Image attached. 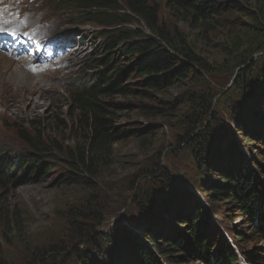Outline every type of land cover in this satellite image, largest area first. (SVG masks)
Masks as SVG:
<instances>
[{"label":"rangeland","instance_id":"rangeland-1","mask_svg":"<svg viewBox=\"0 0 264 264\" xmlns=\"http://www.w3.org/2000/svg\"><path fill=\"white\" fill-rule=\"evenodd\" d=\"M41 1L42 13L48 20L46 27L51 31L50 34L43 38L34 37L33 40H28L17 36L12 29L2 34L0 32V54L7 60L18 61L23 58L32 62L33 57L30 54L40 45H44L50 56L43 62L63 63L61 71L52 68L38 75L29 72L35 77L32 81L53 90L47 92L45 97L38 93L32 96L35 98L39 95L37 106L22 100L23 97H31L29 92L17 91L16 96L13 97L0 90V153L8 157L20 158L30 151V140L24 141L20 133L27 134L50 151L41 154V162L45 167L40 169L37 177H33L35 172L32 170L30 176L33 178L24 183L19 182L18 179L23 175L22 169L13 172L15 182L0 185V204H3L4 208L14 207L20 220L24 222L18 237H12L7 231L0 229V264H36L37 254L46 255V252L51 254L59 250L72 252L75 246H82L80 244L82 238L78 236L79 229L73 226L72 221L76 220L83 226L95 224L92 219L88 222L80 219L81 216L77 215V212H95L93 215H100L102 222H100L101 226L97 227L99 232H108L110 228L115 230L126 228L135 232L136 227L144 226L146 223L152 224L150 229L156 228L154 224L160 214L165 220L170 213H174L182 205L184 209L190 210V207H185L182 203L186 198L185 203L196 206V208L192 207L194 212L201 209L199 208L201 206V211L197 213L206 216L208 213L212 219L214 225H203L205 232L213 234L215 228L220 233H224L230 243V240H233L234 243L239 244L238 239L233 235L225 234V231H234L236 236L243 238L241 245L245 241L248 242V246L252 245L255 251L257 248H264V242L259 240L250 243L253 238L252 228L247 218L241 216L238 207L223 204V201L211 203L208 200L211 193L202 191L206 183L217 178V173L212 170L217 169L219 165L222 169L228 166L224 169L227 172L236 166L249 167L254 173H260L262 187L264 186V138L251 137L254 130L239 126V121L231 118L232 112L238 110H249L250 114L255 115L256 111L251 106L252 103L250 104V95L245 99L244 94L233 84L239 70L244 67L243 63H251L256 69L259 67L258 57L262 54L245 48L244 52L241 50L227 57L222 49L226 45L231 47L229 39H233L241 32L243 26L248 24L245 9L252 7L255 0H235L244 10H235L228 14L226 26L229 29H218L206 39L191 29L189 24L172 17L167 8L168 0H148L158 10L160 21L182 32L191 46L195 47L197 59L209 67L208 74L198 69V74L184 83L183 96L193 92L197 96L193 108L200 107L204 102L210 103L212 110H216L215 115L222 117L221 127L224 125L225 133L220 135L231 142L228 157L223 154L222 149H218L215 153H208L206 167L201 170L196 167L193 146L188 142H182L186 135L187 114L184 112H187L188 107L185 106L190 105L183 101L185 106H179L181 95L178 91L163 89L160 92H149L148 99L141 103L149 110L163 109L168 106L167 104L172 106L170 109L172 111L167 113L168 115L154 114L150 118L142 116V112L138 109L140 99L136 98L135 94L126 97L113 95L107 97L105 101L111 103L109 108L115 113V127L118 131L124 132L125 136L113 148V157L100 170L97 180H91L90 184L75 185L63 183L68 175V168L60 161L61 157L54 152L51 153V150L73 148L76 144L75 137L78 134L74 136L69 134L70 128L76 125L71 95L76 90L93 85L95 74L100 71L97 59L100 57L98 54L101 46L99 30L95 26L82 24L80 13L71 8H64L61 5L63 0ZM10 2L11 0H0V3ZM119 5L120 8H124V0H119ZM37 20L36 18L35 23ZM3 34L11 38L8 39ZM79 37L82 39L81 42ZM48 39L50 42L46 41ZM33 41L37 45H33ZM59 42L63 43L59 44ZM54 45L56 47H53ZM62 48L66 49L61 55L54 54ZM77 49L81 55L75 59L72 54ZM62 57L66 59L60 60ZM14 68L15 65L12 64V70ZM117 68L124 71L129 67L123 62L118 64ZM111 71H113L112 67L111 70H107L108 73ZM129 88L133 89L132 86ZM116 105L120 106L116 107ZM261 115L264 122V112ZM209 121L210 119L204 122L203 127ZM241 122L249 125L250 119H242ZM239 128L244 129L245 136H250L253 142L251 147H247L243 138L239 136ZM136 129L143 133H135ZM223 138L217 139L216 145H219ZM247 148L249 151L245 150ZM159 169L168 172L167 177L170 178L169 181L177 197L162 207L154 218L142 224L129 198L136 192L138 183L141 187L140 196L143 199L146 198L142 194L151 190L154 182H157L155 184L157 189L164 180L160 179ZM152 174L157 175L152 178ZM172 227L178 230L184 227V224L177 227L173 223ZM136 232L141 234L142 231L139 229ZM126 253V250L120 252L125 256ZM104 255L109 260L108 255Z\"/></svg>","mask_w":264,"mask_h":264},{"label":"trees","instance_id":"trees-1","mask_svg":"<svg viewBox=\"0 0 264 264\" xmlns=\"http://www.w3.org/2000/svg\"><path fill=\"white\" fill-rule=\"evenodd\" d=\"M61 5L79 12L82 24L97 27L101 42L98 54L100 57L97 58L100 71L95 74L94 84L89 88L76 90L71 95L76 125L70 128L69 134H78L75 137L76 144L73 148L51 150V153L61 157L60 161L68 168L64 184H90L91 180H97L100 170L113 157V148L123 140L125 133L115 127V113L109 108L111 103L105 101L113 95L126 97L135 94L140 99L138 109L142 116L150 118L154 114L168 115L172 106L167 104L163 109L149 110L141 104L148 99L149 92H160L163 89L178 91L181 95L179 106L184 105L183 101L190 105H184L188 110L184 112L187 114L186 135L182 142L193 146L196 167L200 170L206 167L208 153H215L218 149H222L223 154L228 157L231 142L221 136L225 133L224 125L221 127L222 117L215 115L216 110H212L210 103L204 102L200 107L193 108L197 101L193 92L183 96L184 83L198 74V69L208 74L209 67L197 59L195 47L191 46L182 32L160 21L156 7L148 0H124V8H120L119 0H63ZM167 8L172 17L189 24L191 29L205 39L218 29H229L226 19L232 11L244 10L235 0H168ZM245 12L248 24L233 39H229L231 47L226 45L222 49L227 57L241 50L244 52L245 48L262 54L258 57L259 67L256 69L251 63H243L244 67L239 70L233 84L244 94L245 99L250 95V104L252 103L251 106L256 111L255 115L250 114L249 110L233 111L231 115L232 119L239 121V126L254 130L250 136L257 139L264 138L261 115L264 112V0H255L252 7L245 9ZM123 62L129 67L124 71L117 68ZM111 67L113 71L108 73L107 70H111ZM247 118L250 119L249 125L241 122ZM209 119V123L203 127L204 122ZM238 131L246 146L251 147L253 142L250 136H245L244 129L239 128ZM134 132L143 133L137 129ZM19 135L24 141L30 140L31 150L20 158L0 153V185L15 182L13 172L23 169V175L18 181L24 183L37 177L40 169L45 167L41 162V154L49 153V149L42 147L25 133ZM220 137L223 139L216 145V140ZM245 150L249 151L248 148ZM237 158L239 159V155ZM227 167L222 169L219 165L217 169H213L212 172L217 173L218 179L206 183L202 191L211 193L208 198L211 203L223 201V204L238 207L241 216L247 218L252 228L253 238L250 243L257 240L264 242V186L262 187L260 173H254L244 165L233 167L228 172L224 171ZM32 170L35 172L33 177L30 176ZM159 172L160 179L164 180L157 189V182L153 181L154 187L142 194L146 199L140 196L139 183L136 184V192L129 198L142 224L150 221L162 209L159 206L162 199H168L167 204L177 197L170 178L167 177L168 172L161 169ZM152 175L155 178L157 174ZM186 200L187 198L182 203L185 207H190V210L184 209L182 205L174 213H170L165 218L166 221L160 214L154 224L156 228L150 229L152 224L146 223L136 227L135 232L126 228L118 229L119 231L110 228L108 232H99L97 227L102 222L100 215H93L95 212H77L80 219L87 222L92 219L95 224L88 226L86 223L83 226L76 220L72 221L73 226L79 229L81 248L77 245L72 252L59 250L51 254L46 252V255L37 254L36 264H240L235 254L248 264L251 261L252 264H258L255 261L256 256L264 261V248H257L254 252L255 248L248 246V242L244 241L241 245L243 238L236 236L234 231L229 233L239 241L236 245L237 252L231 249L224 235L215 228L214 240L218 245L212 244L211 235L203 231V225H214L212 219L208 213V218L197 213L201 211V206V209L194 212L192 207L196 206L185 203ZM173 223L177 227L184 224V227L176 230L172 227ZM23 224L14 207L4 208L0 204V229L7 231L12 237H18ZM139 229L141 234L136 232ZM221 245L224 247L219 250ZM124 250L127 251L126 256L120 254ZM104 254L108 255L109 260Z\"/></svg>","mask_w":264,"mask_h":264},{"label":"bare ground","instance_id":"bare-ground-1","mask_svg":"<svg viewBox=\"0 0 264 264\" xmlns=\"http://www.w3.org/2000/svg\"><path fill=\"white\" fill-rule=\"evenodd\" d=\"M42 12L43 3L41 0H11V2L8 4L0 3V27L5 29V31L12 29V31L15 32L17 36L25 37L28 40H33L34 37L43 38V36L50 34L51 31L47 30L46 24L48 20L44 17ZM36 18L38 20L35 23ZM47 38L48 36L45 37V39ZM79 39H81V37H79ZM79 41L81 42L82 39ZM60 43L63 42H59V44ZM53 47H56V45H54ZM65 49L66 48L59 49L58 51H55L54 54L59 56L65 51ZM75 51L76 52H74L72 56L77 59L81 54L79 49ZM30 56L33 57L31 63H29V60L23 58H18V61H10L5 59L0 54V90L13 97L16 96L17 91L20 93H24L25 91L29 92L31 97H23L22 100H26L27 103H31L34 106H37V100L40 99V97L38 95L37 97L32 98V96H35L38 93L43 94V97H45L47 92H51L53 90L43 85H39L38 82L32 81L33 79H35V77L29 72H35L36 75H38L44 72H48L52 68H56L58 71H61L63 70V63L59 64L58 62H43L50 56V52L46 51L44 45H40L39 47H37L36 50H34V52L30 54ZM12 64L15 65V68L13 70ZM12 91H14V93ZM210 235L213 238V244L215 246L218 245V242L214 240L215 233ZM237 244V242H233L230 245L233 251L237 250ZM222 247H224V245H221L219 247V250H221ZM215 250L217 251V249ZM235 256L240 261V256H237L236 254ZM258 257L259 256H256V263L264 264V261L260 260ZM213 261H216V259L213 258ZM252 263L253 261H251V264Z\"/></svg>","mask_w":264,"mask_h":264},{"label":"water","instance_id":"water-1","mask_svg":"<svg viewBox=\"0 0 264 264\" xmlns=\"http://www.w3.org/2000/svg\"><path fill=\"white\" fill-rule=\"evenodd\" d=\"M167 201H168V199H162L160 201V204H159L160 208L163 207L166 204ZM160 208H158V209H160Z\"/></svg>","mask_w":264,"mask_h":264},{"label":"snow or ice","instance_id":"snow-or-ice-1","mask_svg":"<svg viewBox=\"0 0 264 264\" xmlns=\"http://www.w3.org/2000/svg\"><path fill=\"white\" fill-rule=\"evenodd\" d=\"M3 31H5V29H3L2 27H0V32H3Z\"/></svg>","mask_w":264,"mask_h":264}]
</instances>
